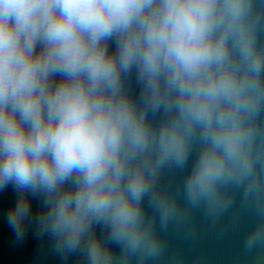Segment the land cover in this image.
I'll list each match as a JSON object with an SVG mask.
<instances>
[{
  "label": "clouds",
  "instance_id": "obj_1",
  "mask_svg": "<svg viewBox=\"0 0 264 264\" xmlns=\"http://www.w3.org/2000/svg\"><path fill=\"white\" fill-rule=\"evenodd\" d=\"M185 169L182 193L162 183ZM9 184L17 238L41 194V234L85 264H157L171 223L264 193V0H0Z\"/></svg>",
  "mask_w": 264,
  "mask_h": 264
},
{
  "label": "water",
  "instance_id": "obj_2",
  "mask_svg": "<svg viewBox=\"0 0 264 264\" xmlns=\"http://www.w3.org/2000/svg\"><path fill=\"white\" fill-rule=\"evenodd\" d=\"M133 88L139 91L134 79ZM196 151L194 149L193 158ZM186 172L187 169L168 170L162 183L182 193ZM19 196L13 184L0 189V264H85L79 253L68 256L58 253L54 239L49 234H41L37 223L43 209L41 194L30 197L32 210L26 232L22 238H17L7 217ZM261 204H264V193L245 201L241 189L235 194L231 207L215 223L203 207L189 212L187 221L173 222L162 232L167 240V251L157 264H168L169 258L176 254L183 258V264H255L257 257L264 256V248L246 252L243 243L258 221ZM96 231L101 233L102 227H97ZM113 249L118 253L117 247Z\"/></svg>",
  "mask_w": 264,
  "mask_h": 264
}]
</instances>
